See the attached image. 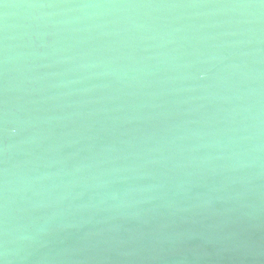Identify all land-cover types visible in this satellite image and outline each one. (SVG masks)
Instances as JSON below:
<instances>
[{"label": "water", "instance_id": "1", "mask_svg": "<svg viewBox=\"0 0 264 264\" xmlns=\"http://www.w3.org/2000/svg\"><path fill=\"white\" fill-rule=\"evenodd\" d=\"M0 264H264V0H0Z\"/></svg>", "mask_w": 264, "mask_h": 264}]
</instances>
